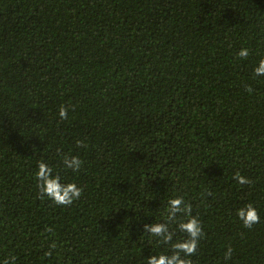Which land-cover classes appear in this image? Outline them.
Instances as JSON below:
<instances>
[{
	"label": "trees",
	"instance_id": "obj_1",
	"mask_svg": "<svg viewBox=\"0 0 264 264\" xmlns=\"http://www.w3.org/2000/svg\"><path fill=\"white\" fill-rule=\"evenodd\" d=\"M260 59L264 0H0V264H146L171 249L145 225L187 238L176 197L203 230L191 264H264ZM41 160L81 197L42 195Z\"/></svg>",
	"mask_w": 264,
	"mask_h": 264
},
{
	"label": "clouds",
	"instance_id": "obj_2",
	"mask_svg": "<svg viewBox=\"0 0 264 264\" xmlns=\"http://www.w3.org/2000/svg\"><path fill=\"white\" fill-rule=\"evenodd\" d=\"M248 54L247 48H242L238 53L240 57H247ZM253 72L256 77L264 76V59L258 61ZM58 111L61 119L67 118L68 109L66 107L61 106ZM82 164L83 161L79 156L65 155L63 157L65 169H70L73 173L79 172ZM35 178L42 195L57 205H70L79 199L83 192L76 182H65L54 167L44 160L38 162ZM235 178L240 184L249 182L239 174ZM165 211L167 220L175 223L180 232L187 234V238L174 239L176 234L174 231H170L169 225L166 223L145 225V233H150L151 237L158 238L160 244L169 245L171 249L170 254L165 251L149 255L145 258L146 264H191V260L186 257H191L197 250L203 234L201 222L196 216L191 215V206L186 204L181 197L169 198ZM178 213L187 214L186 219H179ZM236 215L245 228H252L260 220L257 209L251 203L238 208ZM231 255L232 249L229 247L225 253V259H230ZM14 262L15 257H11L10 261H6L5 264H14Z\"/></svg>",
	"mask_w": 264,
	"mask_h": 264
}]
</instances>
